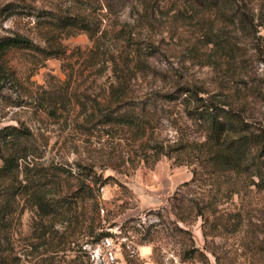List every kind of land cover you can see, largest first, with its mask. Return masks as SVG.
I'll return each mask as SVG.
<instances>
[{"label": "rangeland", "instance_id": "obj_1", "mask_svg": "<svg viewBox=\"0 0 264 264\" xmlns=\"http://www.w3.org/2000/svg\"><path fill=\"white\" fill-rule=\"evenodd\" d=\"M61 15L84 25L59 28ZM14 34L37 47L0 58V128L33 133L20 143L55 210L42 218L24 200L25 173L0 179L15 191L0 231L8 264H264L261 177L244 174L234 195L230 176L184 185L201 165L181 149L207 136L189 113L202 99L264 126V0H0V37ZM124 112L137 124L116 121ZM105 236L114 261L97 251Z\"/></svg>", "mask_w": 264, "mask_h": 264}, {"label": "trees", "instance_id": "obj_2", "mask_svg": "<svg viewBox=\"0 0 264 264\" xmlns=\"http://www.w3.org/2000/svg\"><path fill=\"white\" fill-rule=\"evenodd\" d=\"M193 5H198L209 10L222 9L225 4H236L238 0H187ZM235 17L239 19L244 27H248L247 12L240 8L239 5L234 7ZM56 25L59 28L81 27L84 25L76 15H61L56 18ZM37 47L34 41L22 34H14L0 37V58L12 49H32ZM203 103L196 102L191 110L190 116L200 124L207 127V136L205 140L193 142L191 147L183 146L181 149H189L191 161L199 163L201 169H193V178L184 185H191L196 181H200L203 175H208L209 181L203 184L220 186L221 178L225 176L232 177L233 182L230 184V192L232 194L241 193L245 185L239 186L238 178L248 174L250 176H259L264 183V126L254 128L250 126L242 117L230 107L228 103ZM113 113H108L106 119H111ZM133 113L124 112L120 115V123L134 126L139 118ZM137 120V121H136ZM139 127V125H138ZM29 128H22L16 125H7L0 128V157L3 164L0 167V179L7 177L17 178L20 173H25L27 183L22 185L20 193L28 203H31L40 217L44 218L54 211L55 196L50 195L35 186V170L37 175L40 173L38 167L31 166L32 158H35V149L32 146L22 145L21 139H28L32 136ZM32 156V157H30ZM22 161H25L23 165ZM192 162V163H193ZM41 177H47L48 173L40 174ZM56 176L57 174H52ZM51 175V176H52ZM234 176V177H233ZM213 181V182H211ZM205 182V183H204ZM21 183V182H20ZM253 183H256L253 181ZM259 185V183H257ZM37 187V188H36ZM0 189V231L6 224V218L10 211L11 196L15 197V191L4 188ZM214 188H210L209 192L213 193ZM217 192L220 190H216ZM217 194L212 195L208 201L207 208L215 211L217 203ZM202 215V214H201ZM237 223L227 221L223 227L225 230L237 231L242 225V210L240 209L235 215ZM213 228H216L214 225ZM0 237V264H8L6 258L1 255L2 242Z\"/></svg>", "mask_w": 264, "mask_h": 264}, {"label": "built area", "instance_id": "obj_3", "mask_svg": "<svg viewBox=\"0 0 264 264\" xmlns=\"http://www.w3.org/2000/svg\"><path fill=\"white\" fill-rule=\"evenodd\" d=\"M113 248H114V241L111 236H105L102 239L101 245L98 246L97 251L101 253V251L104 249L106 251V260L107 261H114L115 256L113 253Z\"/></svg>", "mask_w": 264, "mask_h": 264}]
</instances>
